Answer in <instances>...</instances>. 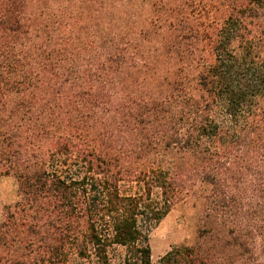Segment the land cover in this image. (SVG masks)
I'll return each instance as SVG.
<instances>
[{
	"label": "trees",
	"instance_id": "16d2710c",
	"mask_svg": "<svg viewBox=\"0 0 264 264\" xmlns=\"http://www.w3.org/2000/svg\"><path fill=\"white\" fill-rule=\"evenodd\" d=\"M0 173V264H264V0H0Z\"/></svg>",
	"mask_w": 264,
	"mask_h": 264
},
{
	"label": "rangeland",
	"instance_id": "374dc122",
	"mask_svg": "<svg viewBox=\"0 0 264 264\" xmlns=\"http://www.w3.org/2000/svg\"><path fill=\"white\" fill-rule=\"evenodd\" d=\"M139 8L140 6L134 7L132 12H138ZM18 199L17 179L0 173V221L3 219L5 206L13 205ZM203 218V204L196 200H189L172 208L150 233L154 262L173 245L194 244L198 240Z\"/></svg>",
	"mask_w": 264,
	"mask_h": 264
}]
</instances>
